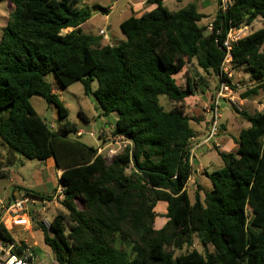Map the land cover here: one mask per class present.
I'll return each instance as SVG.
<instances>
[{
    "label": "trees",
    "instance_id": "obj_1",
    "mask_svg": "<svg viewBox=\"0 0 264 264\" xmlns=\"http://www.w3.org/2000/svg\"><path fill=\"white\" fill-rule=\"evenodd\" d=\"M230 1L208 30L193 4L171 11L162 0H148L155 8L123 20L125 39L113 46L81 30L93 11L107 14V8L79 6L81 0H7L0 38V167L5 152L7 164L17 154L51 159L62 171V210L49 228L35 223L56 264H264V96L260 112L232 107L249 126L239 132L235 152L215 148L224 166L207 175L210 190L192 201L185 188L192 174L190 124L198 119L184 110L189 80L183 90L174 75L191 62L217 73L229 29L261 19L260 29L233 43L231 66L247 69L254 82L242 99L264 88V0ZM49 73L62 87L79 81L103 116H117L110 133L129 143L112 159L66 136L79 130L66 120ZM35 95L65 119L59 126L64 135L37 115L29 101ZM160 96L172 105L168 111ZM158 202L166 204V222L155 229ZM195 239L201 252L177 254ZM0 240L17 255L27 248L1 225Z\"/></svg>",
    "mask_w": 264,
    "mask_h": 264
},
{
    "label": "rangeland",
    "instance_id": "obj_2",
    "mask_svg": "<svg viewBox=\"0 0 264 264\" xmlns=\"http://www.w3.org/2000/svg\"><path fill=\"white\" fill-rule=\"evenodd\" d=\"M133 2L134 0H81V4L79 6L86 5L90 8L92 6H98L108 9L107 14H103L99 10L93 11L91 18L81 26L82 32L87 35L99 36V31L103 30L106 37L108 38L105 40L104 37L100 36L103 43L113 46H120L125 38L119 29V23L130 16H134L131 12V5ZM147 6L148 4H146V7ZM167 8L171 11L175 10V8L171 5H167ZM8 11L9 4L7 3V0H0V38L6 23ZM210 14L211 13L207 14V18L201 22V25L208 21V15ZM209 24H204L203 26H208ZM108 25L111 26V29H107ZM261 27V19H257L251 26H249L248 31H246L242 37L250 32L260 29ZM189 69L194 74L195 70H198L196 63L193 62V64L189 66ZM199 71L201 75L204 74L203 71ZM232 73V82L239 83L240 85L239 88L233 89L235 95L234 102L236 105L232 104L227 99H219L218 105L221 113V121L225 122L228 119L234 124L236 129H243L247 128L249 123L244 120V118H242L240 113L237 111L247 112L249 114L262 111L264 88L259 90L258 96L242 99L241 95L246 90L254 86L253 80L250 77V72L247 69L241 67L233 68ZM202 77L204 81L199 80L201 81L200 85H204L205 83V86L207 87V85L210 86L209 84H211V82H214L213 73L203 75ZM46 80L52 84L54 93L57 94L61 104L67 110L68 115L66 120L71 124H74L77 130L82 132L81 135H76L75 132H70L67 133L66 136L72 139H79L86 145L94 148L104 147L108 143H106L108 138L105 137V135H101L100 138L99 133L102 130H107L108 133L111 131V128L113 127L111 126V123L113 122L114 114L103 116L96 99L92 96L84 94L83 86L79 81H76L67 87H62L57 83L52 73H49L46 76ZM176 83L181 87V89L185 90L186 85L184 76H181V78L177 77ZM93 87H96L95 82L93 83ZM192 89H194V87H192ZM213 90H216V83ZM202 91L207 97L208 93L204 88H197V93H195V95L202 98ZM159 99L166 111L172 108V105L166 101L164 96H160ZM29 101L37 115L43 119L53 131L64 135L59 126L65 122V119H61L58 116L57 108L54 105L47 104L45 100L36 95L31 96ZM232 107L237 111H235ZM184 110L189 116H193L195 118L197 117L193 112H187L188 108L186 107L185 102ZM191 125L193 128L196 127L194 122H191ZM105 133L106 132H104V134ZM102 138L103 142L101 141ZM219 138H228V134L224 131H221V133H219ZM208 147L210 150L204 152L201 161L204 162L206 166L212 162L215 166L218 165V170H221L224 165L218 156L217 150H215L211 143L208 144ZM219 150L222 151L221 148ZM231 152H235V150H232ZM3 153V165L0 167V203L8 202L12 194H22L25 190H32L40 194L49 195L54 193V190L57 188L59 176L56 175V172L53 168H49L45 162L38 160H28L17 154L16 161L11 164H7L5 152ZM197 157H199V153H197ZM202 184L204 187V182ZM188 194L193 201L192 186L188 187ZM157 205L156 211L158 212L161 211V208H165L164 202H158ZM49 206L50 209L43 215L50 222L51 219L62 210V207L61 205L53 204H50ZM160 219L166 220L165 216H158L157 220L159 221ZM36 222L37 221H32L31 228L28 231L15 229L13 230V234L19 241H28V245L32 247L33 251L35 250L34 254L37 256V262L39 264H56L53 260L50 250L43 244L42 233L39 230H36ZM192 248H195L199 252L202 251L201 244L197 239H195L192 247L189 248L186 245L181 251H178L177 254H184ZM0 258H2L1 255Z\"/></svg>",
    "mask_w": 264,
    "mask_h": 264
},
{
    "label": "built area",
    "instance_id": "obj_3",
    "mask_svg": "<svg viewBox=\"0 0 264 264\" xmlns=\"http://www.w3.org/2000/svg\"><path fill=\"white\" fill-rule=\"evenodd\" d=\"M231 4L230 0H218L217 10L224 13L228 6ZM211 25H208L210 30ZM249 26L243 25L238 29H229L226 34V38L222 43L224 49V57L220 62L219 69L216 73L217 83L216 90L213 94L212 101L206 105L205 113L209 116L207 120V129L199 139L194 136L190 137L189 144V157L188 163L193 167L194 153L202 147L212 144L214 148H219L218 135L221 128V113L218 105L219 99H227L232 104L234 102L235 95L233 89L239 88V83H233V73L231 66L232 61V45L238 39L242 38L244 33L248 31ZM99 35L108 38L103 30L99 31ZM81 131H78L76 135H81ZM108 138V143L104 147H97V154L102 155L105 160L112 159L125 145L129 142L119 136H113L110 132L104 134ZM64 188L57 184V188L51 195V198H35L25 193L12 196V200L6 203H0V225L5 230L13 233L15 229H22L28 231L31 228L32 221L40 222L46 228H49V221L43 215L49 208L50 204L61 205L64 199ZM27 248L20 255L12 252L13 246L10 244L5 245L0 240V264H39L37 262V256L32 253V247L27 243Z\"/></svg>",
    "mask_w": 264,
    "mask_h": 264
},
{
    "label": "crops",
    "instance_id": "obj_4",
    "mask_svg": "<svg viewBox=\"0 0 264 264\" xmlns=\"http://www.w3.org/2000/svg\"><path fill=\"white\" fill-rule=\"evenodd\" d=\"M217 1L218 0H162V4L166 8H167V5L173 6L175 8L174 11H177V10L183 8L188 4H193L196 7L197 11L199 13L203 14L206 18H207V14L211 13L210 15H208L209 16L208 21H206V23H204L206 25L212 21V19L214 18L215 14L217 12ZM146 4H148L147 7H146ZM154 8H155V5L150 4L148 2V0H134V2L131 5V12L134 15V17L137 18V17L141 16L142 14L151 11ZM206 18H203L201 20V22ZM201 22H200V24H201ZM107 29H111V26L108 25ZM191 64H193V62H191L190 64H187L185 66V68H183L180 72L176 73L174 75V79L176 81L177 77L181 78V76H184L186 88L188 86V82H187V79H188L190 82V85H191V89H192V87H194V89H195V90L192 89L191 94L185 99V104H186V107L188 108L187 112H193L194 114H196L195 116H197L196 118L198 119V122H194L196 124V127L193 128L192 125L191 124L190 125L194 131V137L196 139H199L203 134H205L206 129H207V120H208L209 116L205 113V107L207 104H209L212 101L213 94L215 93V91L213 89L215 88V83H217V77H216V73H213V81L214 82H211V84H209L210 86L207 85V87H206L205 83H204V85H200L201 81H199V80L204 81L202 76L206 75L207 73H204L203 75H201V73H199L200 69L197 67L198 70H195V73H194L195 76H194V74L189 69V66ZM197 85H200V86H197ZM202 86H204V87H202ZM197 88H204L207 91L208 96L206 97L205 93L203 91L201 92L202 98H200L199 96H196L195 93H197ZM243 101H246V100H243ZM258 112H260V111H258ZM109 115H111V114H109ZM113 117H114V119H113V122L111 123V126H113L115 124V121L117 119V116L115 114ZM243 129H245V128H243ZM108 130H110V129H108ZM241 130L242 129H240V128L236 129L234 124L228 119L225 122L221 121V128H220L219 133H221V131L226 132L228 134V138H221L220 139L219 135H218V141H219V145H220L219 149L221 148L222 151H225V152H231L232 150H236L237 145H236L235 140L238 138V134ZM102 131L106 132L107 130H102ZM208 150H210L208 145L202 146V147L198 148L194 153V161H193V167H192V172H194V173L191 174V176L189 177L187 184L185 186L187 193H188V187L192 186L193 198H194L196 193H198V195L201 199L203 198L204 193L206 191L210 190V188H211V184L207 178V175L218 170V165L215 166L211 162L208 166H206V164L201 161L202 156L204 155V152H207ZM197 153H199V157H197ZM45 163L47 164V166L49 168H53L55 170L56 175L60 176L62 171L56 170V168L54 167V162L51 159H48ZM203 182H204V187L202 186ZM28 191H31L32 193H36V194L42 195V196L52 195V194H50V195L49 194H40V193L32 191V190H28ZM12 196H13V194H12ZM189 198H190V195H189ZM157 206L158 205H156L155 209H154L155 213H157V217L158 216H160V217L165 216L166 204H165V208H161V211H159V212L156 211ZM157 217L155 218V221H154V228L160 229L165 224L166 220L160 219L158 221ZM23 242L27 243L28 241L23 240Z\"/></svg>",
    "mask_w": 264,
    "mask_h": 264
}]
</instances>
